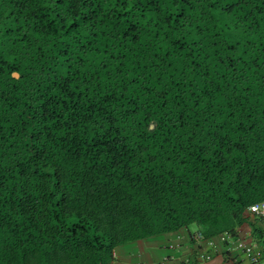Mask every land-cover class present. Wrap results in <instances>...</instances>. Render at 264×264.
<instances>
[{
    "label": "trees",
    "instance_id": "16d2710c",
    "mask_svg": "<svg viewBox=\"0 0 264 264\" xmlns=\"http://www.w3.org/2000/svg\"><path fill=\"white\" fill-rule=\"evenodd\" d=\"M263 200L264 0H0V264H111Z\"/></svg>",
    "mask_w": 264,
    "mask_h": 264
},
{
    "label": "crops",
    "instance_id": "0c3cea01",
    "mask_svg": "<svg viewBox=\"0 0 264 264\" xmlns=\"http://www.w3.org/2000/svg\"><path fill=\"white\" fill-rule=\"evenodd\" d=\"M246 225L247 227L241 226L237 230L247 233L249 230H254L264 239V222L255 218H248ZM196 231L197 228L194 226L187 229L181 228L176 232L160 234L117 246L113 250L111 264H159L164 258L190 256L193 243H190L189 233L192 234ZM205 264H224V262L219 256H216Z\"/></svg>",
    "mask_w": 264,
    "mask_h": 264
},
{
    "label": "built area",
    "instance_id": "2783aa9c",
    "mask_svg": "<svg viewBox=\"0 0 264 264\" xmlns=\"http://www.w3.org/2000/svg\"><path fill=\"white\" fill-rule=\"evenodd\" d=\"M246 212L264 221V201L251 205ZM217 255L224 264H264V244L247 232H223L201 241L192 256L164 260L160 264H203Z\"/></svg>",
    "mask_w": 264,
    "mask_h": 264
},
{
    "label": "clouds",
    "instance_id": "9594fccd",
    "mask_svg": "<svg viewBox=\"0 0 264 264\" xmlns=\"http://www.w3.org/2000/svg\"><path fill=\"white\" fill-rule=\"evenodd\" d=\"M264 201V200H263ZM261 202V201H260ZM258 203V202H257ZM255 204V203H254ZM253 205V204H252ZM251 206V205H250ZM250 206H248V207H250ZM248 207L246 208V210H245V216L246 217H248V218H255V217H252V216H250L249 214H247V209H248ZM248 218H247V220H248ZM255 219H258V218H255ZM258 220H260V219H258ZM261 221V220H260ZM247 222V221H246ZM246 222H244V224H242L241 226L242 227H247V225H246ZM262 222H264V221H262ZM241 226H238V227H236L235 229H233L232 231H230V232H233V231H241V230H237V228H239V227H241ZM190 227H192V226H190ZM195 227V226H194ZM187 229V228H186ZM246 229H248V228H246ZM242 230H244V229H242ZM229 231H224V232H229ZM242 232V231H241ZM221 233H223V232H221ZM246 233V232H245ZM249 234H251L253 237H255V239L257 240V241H260V242H263V244H264V239H262L258 234H256L255 232H253V231H251V230H249V232H248ZM218 234H220V233H218ZM218 234H216V235H214V236H211V237H206V236H203L202 235V233L197 229V231L196 232H193L192 234L191 233H189V237H190V243L192 242L193 243V246H192V254L190 255V256H192L193 255V253H194V248L195 247H197L198 245H199V243L201 242V241H204V240H207V239H209V238H213V237H216ZM197 237H199V239H197ZM190 256H187V257H190ZM217 256H219V255H217ZM216 257V256H215ZM214 257V258H215ZM220 257V256H219ZM221 258V257H220ZM172 259H180V258H164L162 261H164V260H172ZM222 259V258H221ZM161 261V262H162ZM161 262H159V264L161 263ZM210 262V261H209ZM205 263H208V262H205ZM205 263H203V264H205Z\"/></svg>",
    "mask_w": 264,
    "mask_h": 264
},
{
    "label": "snow or ice",
    "instance_id": "6c2138e0",
    "mask_svg": "<svg viewBox=\"0 0 264 264\" xmlns=\"http://www.w3.org/2000/svg\"><path fill=\"white\" fill-rule=\"evenodd\" d=\"M210 2L214 4L216 2V0H210Z\"/></svg>",
    "mask_w": 264,
    "mask_h": 264
}]
</instances>
